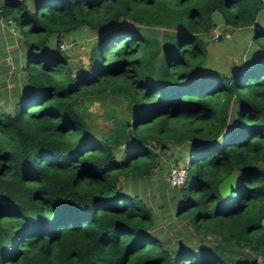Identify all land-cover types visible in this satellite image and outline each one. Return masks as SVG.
I'll list each match as a JSON object with an SVG mask.
<instances>
[{"label": "trees", "instance_id": "obj_1", "mask_svg": "<svg viewBox=\"0 0 264 264\" xmlns=\"http://www.w3.org/2000/svg\"><path fill=\"white\" fill-rule=\"evenodd\" d=\"M262 8L258 0H0V23L20 46L9 52L14 41L0 42V59L8 52L20 71L0 94L12 102L11 110L0 103V264L264 263ZM214 16L226 33L250 28L258 47L224 71L206 62ZM80 28L94 39L73 75L56 47ZM106 96L123 102L122 117L84 105L104 107ZM91 116L109 119L108 130L95 131ZM120 122L130 134L113 144L105 135ZM178 146L190 151L192 175L167 195L169 212L191 230L176 237L199 238L167 247L131 185ZM231 172L238 183L221 196L217 184ZM244 251L255 260L241 259Z\"/></svg>", "mask_w": 264, "mask_h": 264}, {"label": "rangeland", "instance_id": "obj_2", "mask_svg": "<svg viewBox=\"0 0 264 264\" xmlns=\"http://www.w3.org/2000/svg\"><path fill=\"white\" fill-rule=\"evenodd\" d=\"M259 20L264 24V10L258 11L256 14ZM217 22V25L214 26L210 31L209 35H204V39L208 40L206 44L207 48V60L208 65L213 67L216 71H224L227 70L231 65H237L240 60L241 62L245 59V51L254 50L256 47L255 41L250 40V28L240 29V30H232L231 32L221 33L220 24L218 23L217 16H214ZM263 26V25H262ZM12 28V27H11ZM10 30H4L2 39L0 40L6 42V40H13L15 44H7L6 42V50L7 51H19V42L16 43L13 32H9ZM12 33V34H10ZM237 34V35H236ZM11 35V36H10ZM219 37V38H217ZM16 38V37H15ZM94 39L93 33L87 28H80L78 30L72 31L62 36L61 40L57 43V47L55 46V37L51 36L48 40V45L50 47H56L61 54H65L69 64L72 66H79V61L83 65H86L87 62V52L89 50V46ZM211 39H216L211 40ZM211 40V41H209ZM62 44V48H60ZM18 45V47H17ZM16 46V48H15ZM7 56L3 59H0V94L2 95L3 89H9L12 87L13 82L10 80L13 77L19 78L20 71L13 64L12 58L9 56L7 52ZM6 93V92H5ZM8 95V94H5ZM0 103L6 104L5 109L11 110L12 102L7 100L5 97L0 96ZM11 99V98H10ZM104 107L97 106L96 103H92L91 105L86 104L88 111L94 114H100L104 111H108L113 115H117L118 117H122L123 110V102L119 98L106 96L103 98ZM89 123L95 131H103L106 132L110 127L111 123L109 119H104L100 117L91 116L89 119ZM174 151L181 154V157L177 158L176 163L172 159L174 157ZM188 148L185 146L172 147L170 151L166 154V157L161 156V163L159 166L152 172V174L141 180H136L132 185V192L137 193L144 200L149 202L150 210L153 213L154 220V229L158 230V233L162 235L164 241L167 242L166 246L170 247L172 243H181L183 241L182 246L192 245L197 243V239L199 236H192L196 238H182L176 237L178 232L185 233L189 235V226H184L185 230L181 228L186 221H176L172 217V213L169 212L172 203L169 202L167 197L168 194H177L179 185L170 186L168 183L165 184L167 174L169 170L176 165H184L187 172V178L189 179L192 175V168L187 163V154ZM169 157V159H168ZM180 159V160H179ZM180 162V163H179ZM165 186V187H164ZM168 189L166 192L165 189ZM161 200V201H160ZM163 203L164 205H162ZM187 228V229H186ZM204 242L212 241L211 236H203Z\"/></svg>", "mask_w": 264, "mask_h": 264}, {"label": "water", "instance_id": "obj_3", "mask_svg": "<svg viewBox=\"0 0 264 264\" xmlns=\"http://www.w3.org/2000/svg\"><path fill=\"white\" fill-rule=\"evenodd\" d=\"M14 24L11 23V27L13 28ZM221 33L224 34V29H221ZM219 38V37H217ZM79 71V67L73 69L72 74L76 75ZM87 103L85 102L84 105ZM128 123L126 122H120L119 125L111 130L109 133L105 135V139L113 144H122L127 142V138L130 134L129 128H127ZM119 137V138H117ZM238 183V178L234 172L229 173L226 175L218 184H217V190L221 196L226 195L231 191V189ZM264 223V219L262 220ZM241 259L252 261L255 260V257L248 251H244L243 255L241 256ZM264 264V263H262Z\"/></svg>", "mask_w": 264, "mask_h": 264}, {"label": "built area", "instance_id": "obj_4", "mask_svg": "<svg viewBox=\"0 0 264 264\" xmlns=\"http://www.w3.org/2000/svg\"><path fill=\"white\" fill-rule=\"evenodd\" d=\"M260 5H262L264 7V0H258ZM60 48H62V44L60 46ZM186 170L184 167L182 166H173L166 177L167 183L170 186H174V185H180L182 184L185 179H186Z\"/></svg>", "mask_w": 264, "mask_h": 264}, {"label": "crops", "instance_id": "obj_5", "mask_svg": "<svg viewBox=\"0 0 264 264\" xmlns=\"http://www.w3.org/2000/svg\"><path fill=\"white\" fill-rule=\"evenodd\" d=\"M261 10H264V7H263ZM259 11H260V10H259ZM255 24H256L257 26H262V25H263V27H264L263 22H261V20H259L257 16H256V19H255ZM4 30H5V26H4L2 23H0V40H3V39H2V35L4 34V33H3ZM236 35H237V34H236ZM7 46H8V45H7Z\"/></svg>", "mask_w": 264, "mask_h": 264}, {"label": "clouds", "instance_id": "obj_6", "mask_svg": "<svg viewBox=\"0 0 264 264\" xmlns=\"http://www.w3.org/2000/svg\"><path fill=\"white\" fill-rule=\"evenodd\" d=\"M189 154H190V151H188L187 158H188ZM179 163H180V162H179ZM176 166H182V167L185 168V166L182 165V164H180V165H176ZM185 170H186V168H185ZM186 173H187V172H186ZM186 179H187V175H186ZM186 179H185V181H186ZM185 181H184V182H185ZM184 182H183V183H184ZM183 183H182V184H183ZM180 185H181V184H180Z\"/></svg>", "mask_w": 264, "mask_h": 264}]
</instances>
